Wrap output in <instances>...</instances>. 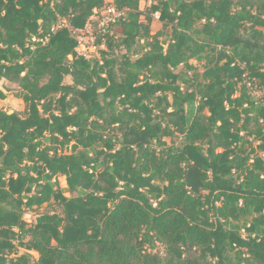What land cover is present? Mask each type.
Instances as JSON below:
<instances>
[{"label": "trees", "instance_id": "16d2710c", "mask_svg": "<svg viewBox=\"0 0 264 264\" xmlns=\"http://www.w3.org/2000/svg\"><path fill=\"white\" fill-rule=\"evenodd\" d=\"M140 2L0 0V264H264V0Z\"/></svg>", "mask_w": 264, "mask_h": 264}, {"label": "rangeland", "instance_id": "374dc122", "mask_svg": "<svg viewBox=\"0 0 264 264\" xmlns=\"http://www.w3.org/2000/svg\"><path fill=\"white\" fill-rule=\"evenodd\" d=\"M158 0H141L140 2V8L143 11H146L151 4L153 3H157ZM117 24L115 26H113L112 30L113 32L115 31V29H117ZM164 30L163 28V23L159 20V18L156 17V14L153 15V23L151 25V34L155 35L159 32H162ZM167 38L169 37H163V40H167ZM123 52V51H122ZM98 56V55H97ZM97 56H94L93 58H97ZM69 59H72L71 57H69ZM191 64H193L197 70H199L200 72H203L206 66V60L203 61H197V60H191L190 61ZM66 83H70L71 82V78L70 77H66L65 79ZM0 89L2 91H4L7 95V98L5 101H3L2 104V108L8 110L9 112H19L22 113L24 112V102L20 99H17L15 97L16 91H17V85L15 84H11L8 83L6 81H2L0 82ZM251 94L252 96H254L255 98L262 100V98H264V89L262 90H258L255 87L251 88ZM238 96V94H237ZM65 196L70 197L71 194L69 193L68 190V186H67V182L66 179L64 177H60L58 179V186H57ZM61 212V208L56 204V202L54 200H52L49 204H45L41 207H35L33 210L31 211H27L25 214V219L28 221V223L30 225L34 224L36 221V218L41 215L42 213H47V212ZM159 250L161 252L162 255H164V248L163 247H159ZM158 251V249H155L154 252ZM24 250L20 249L19 253H23ZM36 258H37V254L36 253H32Z\"/></svg>", "mask_w": 264, "mask_h": 264}, {"label": "built area", "instance_id": "2783aa9c", "mask_svg": "<svg viewBox=\"0 0 264 264\" xmlns=\"http://www.w3.org/2000/svg\"><path fill=\"white\" fill-rule=\"evenodd\" d=\"M104 1L105 6L100 10L94 11L86 28L81 31H73L72 33L78 42L76 48L78 56L86 60L97 56L99 50L105 48L107 36L113 34V26L126 15L127 10L118 9L115 5V0ZM156 17L160 19L159 13H156Z\"/></svg>", "mask_w": 264, "mask_h": 264}]
</instances>
